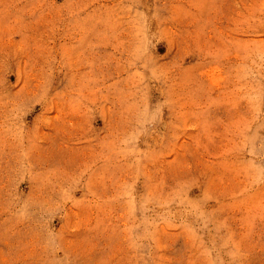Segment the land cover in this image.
<instances>
[{"label": "rangeland", "instance_id": "374dc122", "mask_svg": "<svg viewBox=\"0 0 264 264\" xmlns=\"http://www.w3.org/2000/svg\"><path fill=\"white\" fill-rule=\"evenodd\" d=\"M0 264H264V0H0Z\"/></svg>", "mask_w": 264, "mask_h": 264}]
</instances>
